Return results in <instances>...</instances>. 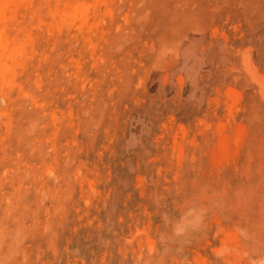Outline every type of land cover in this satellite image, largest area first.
Returning <instances> with one entry per match:
<instances>
[{
	"label": "rangeland",
	"instance_id": "1",
	"mask_svg": "<svg viewBox=\"0 0 264 264\" xmlns=\"http://www.w3.org/2000/svg\"><path fill=\"white\" fill-rule=\"evenodd\" d=\"M0 29V264H264V0H0Z\"/></svg>",
	"mask_w": 264,
	"mask_h": 264
},
{
	"label": "bare ground",
	"instance_id": "2",
	"mask_svg": "<svg viewBox=\"0 0 264 264\" xmlns=\"http://www.w3.org/2000/svg\"><path fill=\"white\" fill-rule=\"evenodd\" d=\"M79 12L80 13H83L81 12V10L79 8L76 7L75 11H74V15H77V13ZM8 45V42L5 40V38L3 37V32L2 30L0 29V60H2V63L8 59V58H11L13 55L10 54V53H6V50H7V46ZM13 53V52H12ZM4 60V61H3ZM1 65V64H0ZM4 67V66H2ZM1 67V68H2Z\"/></svg>",
	"mask_w": 264,
	"mask_h": 264
}]
</instances>
